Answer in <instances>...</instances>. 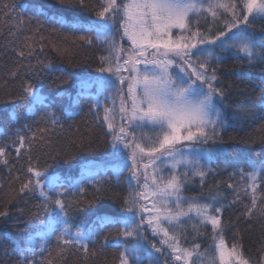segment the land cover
I'll return each mask as SVG.
<instances>
[{"label":"snow or ice","instance_id":"obj_1","mask_svg":"<svg viewBox=\"0 0 264 264\" xmlns=\"http://www.w3.org/2000/svg\"><path fill=\"white\" fill-rule=\"evenodd\" d=\"M14 7L4 4L0 10ZM82 11L95 19L80 22L75 17ZM33 19L36 27L32 34L12 51L19 58L36 56L37 64L18 65L10 76L17 77L20 67L37 77L39 70L48 75L64 71L51 61L38 59L37 49L43 52L46 47L41 32L46 25H52L51 33L62 29L83 33L73 42L101 48L103 54L95 68L100 75L80 81L76 102L88 97L92 109H103V123L110 135L107 143L114 150L113 157L124 161L113 170L115 181L119 185L120 175L127 172L124 182L128 191H112L96 173L82 172L75 182L50 175L47 168L40 169L32 161L36 134L26 137L16 128V139L10 145L0 140V164L8 166V148L12 146L17 158L25 151L28 165L23 180L20 175L15 177L18 187L11 189L7 203H26L30 196L38 197L40 203L31 213L29 236L13 241L11 252L0 246V260L11 257L15 264H67L71 255L79 256L82 264H91L108 249L119 247L118 264H142V253L148 264H264V231L259 255L253 258L245 252L239 227L243 220L264 229V161H226L220 171L230 167L228 180L238 176L239 181L217 180L204 191L208 177L217 174L211 164L224 151L223 132L229 126L226 100L232 84L224 86L221 77L226 73L220 71L229 59L241 65L227 75L244 85L248 104L234 109L232 119L249 124L262 121L259 134L242 142L264 146V75L254 77L251 71L264 73V36L250 30L255 20H264V0H97L92 5L86 0H50L32 9L29 22ZM19 23L22 27L23 20ZM52 48L61 56L71 52L55 43ZM66 82L67 77L62 80ZM4 98L12 99L10 93ZM19 99L25 102L20 106L23 112L34 115L36 106L44 105L46 98L28 81L22 85ZM19 119L20 114L12 109L9 120L18 123ZM41 119L54 125L59 118L51 113ZM39 131L46 133L47 128ZM4 135L0 128V137ZM39 139L43 141L44 136ZM197 178L200 193L186 196ZM85 183L94 188L87 202L83 201ZM222 184L232 190L233 199L228 200ZM69 193L71 199H67ZM105 198L119 204L128 215L99 214L86 232L73 231L74 213L85 212ZM237 204H243L237 219L225 220L223 214ZM10 214L5 207L0 221L6 222ZM18 214L24 215V209H18ZM106 226H119L118 239L110 241L108 235L101 239ZM149 230L159 237L158 244L148 239ZM128 238L136 243L129 246ZM204 239L210 243L202 251V243L197 241Z\"/></svg>","mask_w":264,"mask_h":264},{"label":"trees","instance_id":"obj_2","mask_svg":"<svg viewBox=\"0 0 264 264\" xmlns=\"http://www.w3.org/2000/svg\"><path fill=\"white\" fill-rule=\"evenodd\" d=\"M86 2L92 5L96 4L97 0H86ZM48 3H50V0H0V9L3 8L4 4L15 5L14 9L11 10H0V128L5 132V135L0 137V140L4 144L10 145V142L16 139V128H20L22 134L26 137H31L35 133L36 140L34 143L37 146L31 152L33 163H38L40 169L47 168L50 175L62 177L66 182H75L81 179V173H79L81 163L112 159L104 169L96 171L97 178L109 184L112 191L127 194L128 184L124 182L125 177L128 175L127 172L120 175L119 179L121 183L119 185L115 181L113 170L124 161L117 160L113 157L112 152L114 150L107 143L110 135L108 134L106 125L103 123V109L101 108L99 112L92 109L91 103L89 102L90 98L88 97H81L79 103L76 102L77 93L80 91V81L100 75L95 72V68L98 66V56L103 54L102 49L95 44L88 46L80 41L73 42L75 36L83 33L70 32L67 29H62L60 33H51L48 29L52 25H46L45 29L41 30L46 47L43 52H39V49H37L38 59L44 60L45 62L51 61L64 71L48 75L46 71L39 70V76L37 77L35 75H27L26 67H20L17 77L12 78L10 76L12 71L17 70L18 65L26 66L29 63L33 65L37 64L36 56L33 58H28L27 56L19 58L12 49L20 41H23L26 36L31 35L32 30L35 29V19L31 23L29 22V17L32 16V9L39 8ZM75 18L82 23H88L90 20L95 19L87 11L78 12ZM20 20H23L22 27L19 23ZM250 30H255L258 36H264V20H255ZM10 32H15L17 35L12 37ZM65 35L68 36L67 40L64 39ZM88 35L92 34L88 33ZM36 40L39 43V35H37ZM53 43L58 47L70 49V55L61 56L56 51H53ZM240 67L241 65L239 63L229 59L226 61V67L220 70L226 73V75L221 77L224 86L227 87L229 83L232 84V93L226 100V103L230 105L227 113L229 126L223 132L225 141L223 144L224 151L218 157L214 158L211 164L213 169H217V174L208 177L204 189L205 192L207 191V184L214 183L217 180L231 183H237L239 181L238 176L231 181L228 180V174L232 172L230 167L224 171H220V169L225 168L226 161L233 160L234 158L241 160V162L247 159L254 160L257 163L264 161V146L260 144L247 145L242 142L249 136L259 134L258 129L262 121L257 119L249 124L232 119L234 109L248 107L243 95L246 91L244 85L235 80L234 77L227 75L228 72L240 69ZM251 71L254 77L264 75L258 69H252ZM65 77H67V82L62 83ZM28 81L34 83L39 89L40 94L46 98L44 105L36 106L34 115L24 113L20 108L25 103L19 99L22 92V85ZM91 92L93 95L95 94L94 87L91 89ZM8 93L12 97L10 100L4 98ZM14 108L20 114L18 123H12L9 120V113ZM51 113H54L59 118L54 125L51 120L45 123L41 119ZM25 125H28V127H24ZM42 127L47 128L46 133H40L39 129ZM41 135L44 136L43 141L39 139ZM41 144L43 145L42 147L40 146ZM8 152V166L5 167L0 164V211H3L7 207L11 214L6 222L0 221V246L7 247L8 251L11 252L12 242L25 240L32 231L33 220L31 219V213L37 211V206L40 201L38 197L33 198L30 196L27 198L26 203L20 202L17 204L16 201H13L11 204L7 203L11 189L18 187V182L15 177L20 175L21 180H23L24 175H22V172L28 165V156L24 150H22L19 158L16 156L14 147L9 146ZM133 187H135V182H133ZM221 187L228 200L233 199L232 190L228 189L226 184H222ZM85 188L86 192L83 196V201L87 202L92 199L94 188L91 184L87 183H85ZM200 191L199 180L197 178L196 184L191 187V190L186 191L185 195L195 196ZM71 198V193H69L67 199ZM244 199L245 202H250L247 198ZM21 208L24 209V215L18 214V209ZM242 210L243 204H237L234 208L226 211L223 214V218L225 220L235 221ZM117 213L128 215L122 212L119 204L106 198L101 199L96 204L89 206L87 211L74 213L75 219L72 230L86 232L93 226L96 215H116ZM249 223L252 222L242 220L239 227L244 235L246 254L255 258L259 255L258 249L264 229L257 223H252V227L249 229ZM118 227L106 226L101 232V239L105 235L109 236L110 241L118 239L116 235ZM188 231L189 237L191 238V228ZM227 235L230 237L231 231ZM152 238L156 239L157 243H159L157 237L152 236ZM197 242L202 243L201 250L203 251V248L207 247L210 240L204 239L203 241L198 240ZM227 242L229 244L231 243L230 240ZM126 243L131 246L136 241L128 238ZM52 245L55 247L54 239ZM121 250L119 247L110 248L107 250L105 256L92 260L91 264H105V261L106 264H113L114 261L118 264V257ZM142 255L144 256L142 264H148L146 254L142 253ZM0 264H15V259L10 257L0 260ZM67 264H82V260L79 256L73 257L70 255L67 258Z\"/></svg>","mask_w":264,"mask_h":264},{"label":"rangeland","instance_id":"obj_3","mask_svg":"<svg viewBox=\"0 0 264 264\" xmlns=\"http://www.w3.org/2000/svg\"><path fill=\"white\" fill-rule=\"evenodd\" d=\"M125 44H126V41H125ZM119 124V122H118ZM147 131V129H146ZM126 155V154H125ZM112 159H109V160H102V161H92L91 163H86V164H81L79 166V173H88V172H91V173H96V171H99L101 169H104L105 166L107 165V163L109 161H111ZM59 177V176H58ZM62 178V177H61ZM146 235L148 237L149 240L153 241L154 243H157L156 239H153L152 238V233L151 231H147L146 232ZM159 239V237H157ZM158 244V243H157Z\"/></svg>","mask_w":264,"mask_h":264}]
</instances>
